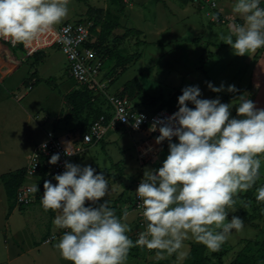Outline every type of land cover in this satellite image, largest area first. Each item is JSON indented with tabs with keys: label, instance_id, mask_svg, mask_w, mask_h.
Instances as JSON below:
<instances>
[{
	"label": "rangeland",
	"instance_id": "rangeland-1",
	"mask_svg": "<svg viewBox=\"0 0 264 264\" xmlns=\"http://www.w3.org/2000/svg\"><path fill=\"white\" fill-rule=\"evenodd\" d=\"M126 1L123 5L121 0H70L69 16L56 26L80 20L95 23L96 18L106 23H119V27L99 48L104 61L105 80L111 81L109 92H120L126 82L137 77L144 90L154 97L169 98L185 87L199 86L201 98L219 97L222 103H235V98H225L229 94L226 90L214 93L208 89L207 82L216 87L223 83L225 89L228 85L241 89L242 85H238V82L243 80L242 84H245L246 78L252 84H258L261 74L257 65L262 61H255L254 58L262 54L257 50L245 56L236 55L231 45L223 39L229 34L230 24L211 21L212 15L221 14V6L227 12L233 13L234 0H218L216 10L200 8L193 0ZM97 27L102 28L100 25ZM97 38L96 31L92 39ZM116 51H120L122 55L136 53L138 58L124 65L114 54ZM44 55L43 61L37 62L22 45L12 47L11 44L0 41V128L4 135L9 134L8 145H4L7 149L3 148L4 155H0V160L9 159L5 168L12 166V163L15 166L26 165L27 155L43 140L46 133L61 135L62 130L76 131L75 118L68 119L67 123L63 120L66 113L71 111V106L65 102V95L78 88L77 82L70 76L69 62L58 47L44 49ZM245 68L247 71L239 76V72ZM262 95L264 96V85ZM93 103V108L101 110L108 105L103 94H99ZM132 104L149 112L156 110L158 106L143 105L141 100ZM142 141L138 132L131 134L122 128L118 131L110 129L103 141L86 145L84 152L72 159L73 164L91 166L97 173L103 172L106 175L110 185L116 190L111 206L114 209L119 206L118 215L127 209L130 213H135L131 215L132 218L136 217L135 191L145 168L161 167L168 155L166 145L160 150L158 148L149 160L139 159L137 145ZM261 174L264 181V164ZM249 196V202L243 204ZM249 196L248 193L239 195L235 205L236 212L229 213V219L233 215L241 219L244 217V228L239 233L234 232L225 244L227 252L223 255V264H229L239 253L252 256L259 264H264V202L258 203L254 192ZM115 198L119 200V205L113 202ZM107 199V196L102 198V202ZM16 206L18 204L15 198L11 199L6 194L0 180L1 217H6V213H2L4 210L1 211L2 208ZM29 206L42 207L40 202H33ZM50 220L53 222L54 218H51L49 210L45 221L47 226L51 225ZM3 224L0 227V264H20L21 259L14 261L11 255L7 256L5 237L9 231L5 228L9 227L4 220ZM130 228V237L140 232L135 222L130 224ZM10 231L14 236V230ZM32 233L33 230L27 240H22L24 242L17 239L18 249L26 250V246H31L33 250L28 257L22 259V264H70L55 247L59 239L44 245ZM194 245L202 244L192 240L185 242L186 258L181 264H185ZM212 253L206 250V255L211 259L210 264H219ZM163 261H168L165 264H177L175 255L156 259L154 250L134 247L129 252L126 264H162Z\"/></svg>",
	"mask_w": 264,
	"mask_h": 264
},
{
	"label": "clouds",
	"instance_id": "clouds-1",
	"mask_svg": "<svg viewBox=\"0 0 264 264\" xmlns=\"http://www.w3.org/2000/svg\"><path fill=\"white\" fill-rule=\"evenodd\" d=\"M69 3L0 0V39L29 47L67 19ZM261 5L262 0L233 2L232 12L243 23L230 25L223 39L238 56L264 48ZM211 18L219 19L215 14ZM71 42L63 38L66 45ZM207 87L214 93L239 91L235 85L225 89L223 83L216 87L207 82ZM201 96L199 86L185 87L178 97V111L149 128L160 133L157 145L167 142L168 155L161 167L145 168L135 191L145 225L135 241L128 235L130 216L135 213L124 209L117 214L111 206L116 190L103 172L66 162L65 171L52 177L57 183L45 180L40 202L46 212L56 213L53 224L64 230L55 245L63 259L70 264H126L130 250L141 247L154 250L156 259L175 255L181 264L186 258V241L215 253L234 232L243 230V219L235 215L229 219V213L236 212L238 195L254 187L256 201L264 202V184L258 185L264 164V108L244 94L235 104ZM234 106L236 116H232ZM68 146L65 154L74 155ZM59 160L56 153L48 163L56 165ZM106 196L107 200L98 203Z\"/></svg>",
	"mask_w": 264,
	"mask_h": 264
},
{
	"label": "built area",
	"instance_id": "built-area-1",
	"mask_svg": "<svg viewBox=\"0 0 264 264\" xmlns=\"http://www.w3.org/2000/svg\"><path fill=\"white\" fill-rule=\"evenodd\" d=\"M200 8H210L216 10L218 0H193ZM264 1L262 0V5ZM210 12H208L209 15ZM219 19L212 22L223 24H241L234 17L228 15L217 14ZM212 17V16H211ZM94 23L91 21H76L67 22L62 26L56 27L53 32L42 34L29 47L25 48L29 55L42 51L49 47H58L66 56L69 62L70 76L77 82L79 87H87L91 92V101H95L99 94H103L110 106V115L103 114L97 120L91 123L90 127L81 133L77 139H63L55 136L53 132H49L47 138L33 151L29 157V165L26 168V177L29 179L35 178L40 172L41 166L47 168L48 175L52 177L56 174H62L65 171V163L71 162L77 155H81L85 146L94 145L103 141L105 135L110 129L122 128L128 133L145 132L147 139L142 141L137 146L138 157L146 159L152 154L156 148L152 137L160 135L159 131L150 132V126L157 120L165 119L176 111H171L167 108L160 109L156 112H149L142 109H137L132 103L126 101L121 97L120 93H110V80L104 79V61L98 50L89 43H94L92 28ZM67 29V32L64 31ZM71 39L70 44L63 43V38ZM0 41L7 42V40L0 39ZM12 45V44H11ZM20 44L15 45L19 46ZM13 46V45H12ZM264 51V48H262ZM112 114V115H111ZM139 125L137 127V122ZM86 138V139H85ZM68 142L70 145L68 146ZM47 147L43 148L42 145ZM69 150L75 151L72 156L65 154L66 147ZM151 149V150H149ZM59 153L60 160L56 165L48 163L53 154ZM36 201V193L33 187L23 185L19 188L16 196V202L20 206H29ZM100 202V201H99ZM98 202V203H99ZM90 204V202H88ZM140 203L135 197V208L138 213V228L144 230V221L140 210L137 209V204ZM88 206V204H86ZM96 206V205H94ZM139 232V233H140ZM137 234V238L138 235ZM55 236H51L45 243H51Z\"/></svg>",
	"mask_w": 264,
	"mask_h": 264
},
{
	"label": "crops",
	"instance_id": "crops-1",
	"mask_svg": "<svg viewBox=\"0 0 264 264\" xmlns=\"http://www.w3.org/2000/svg\"><path fill=\"white\" fill-rule=\"evenodd\" d=\"M125 1L126 0H124V2ZM123 5H124V3H123ZM219 13H221L220 15L232 16L238 22H240L241 24L243 23V20L240 19L239 16H237V15L235 16L233 13L227 12L224 9L223 6H221L219 8ZM105 18H104V20H105ZM96 30H97V33H100L102 31V28L99 29L97 27ZM92 44L93 43H89L88 45H92ZM12 47H14V46H12ZM258 50L260 52L259 54H262V56L261 55H257V56H255L254 60L258 61V62L262 61V63H260V65H257L259 73L261 74V79H259L257 85L252 84V82L249 80V78H246L245 84H242L243 80L239 81L238 85H242V88L238 89V90H243L244 91L243 94L245 95V98L252 99L257 107L261 106L262 108H264V96L262 95V88H263V85H264V57H263L264 56V51L262 49H258ZM42 51L44 52V50H42ZM29 56H31V55H29ZM245 71H247V68L242 69L239 72L240 73L239 76H241ZM103 73H104V79H105L106 73L104 71V68H103ZM33 75L35 76L36 72L33 73ZM48 81H50V80H48ZM110 88H111V85L109 87V91H110ZM250 89H251V91H250ZM78 90H80V91H87L88 90L90 92V96H92V92L87 87H82L81 88V87L78 86V88H74L73 89V92L74 91H78ZM23 92H24V95L26 96V91H25L24 88H23ZM120 92H115V93H120ZM66 95H68V94H66ZM66 95H65V102L67 103ZM230 98H233V97H230ZM235 100H236V98H235ZM235 103H238V101H235ZM67 104H69V103H67ZM108 110L110 111L109 104L107 105V107L103 111L105 112V114L107 113L108 115H110ZM68 115H70V112H67L66 115L64 116V118H63V120H65L64 123H67L68 119H71V118H67ZM232 116H236V108L235 107H234V110H232ZM78 127H80V126L78 125V120H77V124L75 126V129H76L75 132H69V131L68 132H63V130H62L61 135H55V136H57L59 138H63V139H66V138L67 139H77V137H80L81 133H83L85 131V130L82 131L81 128L78 129ZM61 129H64V127H62ZM112 130L118 131L119 128L118 129H112ZM48 133H46L44 138H43V140L41 142H39L34 147L32 152L27 155V157H26L27 164L26 165L20 164L18 166V164H17L15 166L14 165L15 163H12V166L10 165L9 168H5V166L8 165L7 161L9 159L7 161H4V160L1 159L0 160V180H2V177L4 175H6V174L15 172V171L20 170V169H26L27 166L29 165V157H30V155L47 138ZM138 133L140 134V136L143 139V141L145 139H147V137L145 135V132H138ZM22 134H24V130L23 129H22ZM8 137H9V134L6 133V135H4L2 133V129L0 128V155H2V156L4 155V154H2L4 149H7V147H5L4 145H6V146L8 145ZM151 139H153L154 143H155L156 137H152ZM155 146H156V148H155L154 152L152 154H150L149 157H147L146 159H141V160H149L153 156V154L156 151H158V148H159V150L162 148L163 144L162 145H157L155 143ZM4 153H6V152H4ZM77 156H80V155H77ZM47 175H48V173H47ZM48 176H50V175H48ZM40 178H41V176L39 175V173L33 179H29V178L26 177V181H25V183L23 185H28V186H31V187H33L35 189L36 186H38ZM51 181H52L53 184L57 183L54 179L51 180ZM263 183H264V181L262 179L260 181H258V185L259 184H263ZM2 184H3V187H4L5 192H6V188H5V185L3 183V180H2ZM43 192H44V189L42 190V192L40 194V198L43 195ZM252 192H254V194H255V187L252 189ZM35 193H36V201L35 202L39 203V201H37L38 190H35ZM6 194H7V192H6ZM242 194H244V193H240L239 195H242ZM239 195H238V197H239ZM113 202L116 203V205H119V200L118 199L115 198L113 200ZM99 203H103L102 200ZM96 206H98V205H96ZM118 207L115 209L116 212L118 210ZM2 210H4V211H2ZM1 211H2V213H6V217L2 218L1 215H0V221H1L0 222V227H2L4 225L3 224V220L6 222V224L8 223V227H9V229L5 228L7 231H9V233L8 232L6 233V237H5V240L7 242V251H8V255L7 256L9 257L11 255V257L14 258V261H17V260L21 259V263L20 264H22V261H23L22 259H25V257H28V255L33 250L31 248V246H26V250L18 249V247H17V244H18L17 243V239H20L21 241L26 239V238L28 239L29 235L31 234V230H33L32 234H34L38 239H40L41 243H43L45 245V244H48V243H45V242L47 241V239L49 237L54 235L55 239H60V236L62 235V233L64 231L62 229H57L56 226L53 224L52 220H50L51 225L47 226L45 221L47 220L48 211L46 212L43 207L33 206V208H31L30 206H20V205H18V206L14 207V208L13 207H11V208H2ZM50 212H51V218L52 217L55 218L56 213L51 211V210H50ZM130 217H131L130 218V224L135 222L136 226L138 227V224H137L138 213H137L136 217L135 216H134V218H132V216H130ZM11 229L14 230V236H12V233L10 231ZM25 232H27V234ZM130 238L133 239V241H134L135 239H137V234L134 235V236H131ZM0 239H1V236H0ZM14 239H16V241H13ZM55 239L53 241H55ZM53 241H51L50 244H52ZM22 242H24V241H22ZM39 257H40V253H39ZM37 264H40V263L37 262Z\"/></svg>",
	"mask_w": 264,
	"mask_h": 264
},
{
	"label": "trees",
	"instance_id": "trees-1",
	"mask_svg": "<svg viewBox=\"0 0 264 264\" xmlns=\"http://www.w3.org/2000/svg\"><path fill=\"white\" fill-rule=\"evenodd\" d=\"M122 4L124 0H121ZM85 21V20H80ZM102 26V31L98 33L97 40L92 44L100 53L99 48L105 43V41L113 34L114 30L119 27L118 22H109L106 23L105 21L96 18L94 26L92 28V32L95 33L97 30V26ZM134 32V30H130ZM117 40V39H116ZM120 40V39H119ZM119 61L124 64H130L135 59L138 58V54H131V55H122L120 51H116L114 53ZM34 56L37 62L43 61L45 55L43 51H39L35 53ZM243 90H239L236 93H229L225 96V98H238L239 95L243 94ZM121 97L125 98L127 102L134 103L138 100L142 101L143 105L148 106H156V110L152 112H156L160 109L167 108L171 111L178 110V97L182 95V91L178 90L174 92L169 98H164L162 96L154 97L151 96L148 92L144 90L142 83L140 82L139 78H133L125 83L124 88L120 92ZM66 100L71 106L70 115L67 118H75L78 120V125L80 126L81 130L84 131L88 129L92 122L97 120L101 115L105 114V112L99 108H93V101H91L90 92L87 91H74L68 95H66ZM141 104V103H138ZM192 107V105H189ZM137 109H142L138 108ZM94 109V110H92ZM143 110V109H142ZM87 111H89L87 113ZM168 145L165 141L163 146ZM26 169H20L15 172L6 174L2 177L3 183L6 188L7 195L13 199L17 196V192L19 188L23 186L26 181ZM39 175L41 176L40 181L38 183V194H37V201H41L40 194L43 190V184L45 180H53L52 176L47 175V168L45 166H41ZM248 196L252 193L250 190ZM251 196L247 197L246 201L243 204H247ZM244 219V217H243ZM206 247L203 245H194L186 259L185 264H210L211 259L209 256L206 255ZM227 249L225 245L222 247L221 251L212 253L214 257H216L219 264H223V255H225ZM168 261H164L162 264H165ZM229 264H259L256 259L252 256H249L245 253H239L234 260H232Z\"/></svg>",
	"mask_w": 264,
	"mask_h": 264
}]
</instances>
